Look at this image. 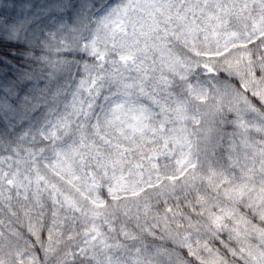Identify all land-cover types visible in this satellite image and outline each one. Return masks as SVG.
Masks as SVG:
<instances>
[{
    "label": "snow or ice",
    "instance_id": "6c2138e0",
    "mask_svg": "<svg viewBox=\"0 0 264 264\" xmlns=\"http://www.w3.org/2000/svg\"><path fill=\"white\" fill-rule=\"evenodd\" d=\"M0 264H264V0H0Z\"/></svg>",
    "mask_w": 264,
    "mask_h": 264
}]
</instances>
